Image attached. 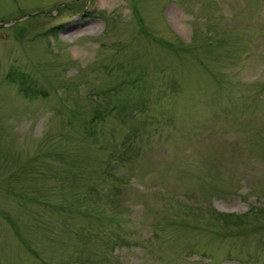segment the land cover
Instances as JSON below:
<instances>
[{
    "label": "rangeland",
    "instance_id": "rangeland-1",
    "mask_svg": "<svg viewBox=\"0 0 264 264\" xmlns=\"http://www.w3.org/2000/svg\"><path fill=\"white\" fill-rule=\"evenodd\" d=\"M0 264H264V0H0Z\"/></svg>",
    "mask_w": 264,
    "mask_h": 264
},
{
    "label": "trees",
    "instance_id": "trees-1",
    "mask_svg": "<svg viewBox=\"0 0 264 264\" xmlns=\"http://www.w3.org/2000/svg\"><path fill=\"white\" fill-rule=\"evenodd\" d=\"M25 83H26V81L22 82V85L24 86ZM27 89H31V87H30V86H27L26 90H27ZM96 116L99 117L100 115H98V114L96 113L94 117L96 118Z\"/></svg>",
    "mask_w": 264,
    "mask_h": 264
},
{
    "label": "bare ground",
    "instance_id": "bare-ground-1",
    "mask_svg": "<svg viewBox=\"0 0 264 264\" xmlns=\"http://www.w3.org/2000/svg\"><path fill=\"white\" fill-rule=\"evenodd\" d=\"M103 1H104V0H103ZM91 25H93V24H91ZM91 25H90V26H91ZM94 26H95V25H94Z\"/></svg>",
    "mask_w": 264,
    "mask_h": 264
}]
</instances>
